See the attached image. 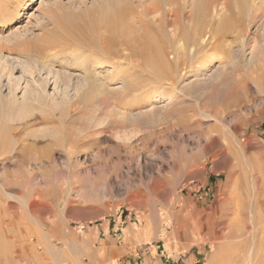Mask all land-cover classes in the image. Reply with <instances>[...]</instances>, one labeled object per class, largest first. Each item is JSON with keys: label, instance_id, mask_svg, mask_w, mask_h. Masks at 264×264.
I'll use <instances>...</instances> for the list:
<instances>
[{"label": "rangeland", "instance_id": "rangeland-1", "mask_svg": "<svg viewBox=\"0 0 264 264\" xmlns=\"http://www.w3.org/2000/svg\"><path fill=\"white\" fill-rule=\"evenodd\" d=\"M103 1L0 0V99L26 115L5 127L18 147L10 126L19 125L30 148L0 157V264H36L34 246L47 257L37 264L116 263L145 247L193 264H264V0H230L215 20L217 48L197 49L195 13L167 48H118L116 79L111 60L93 70V51L77 45L44 58L23 50L47 48L46 38ZM88 71L114 97L79 104ZM32 148L47 157L34 159ZM98 183L104 198L93 196ZM113 225L118 238L108 235Z\"/></svg>", "mask_w": 264, "mask_h": 264}, {"label": "bare ground", "instance_id": "bare-ground-1", "mask_svg": "<svg viewBox=\"0 0 264 264\" xmlns=\"http://www.w3.org/2000/svg\"><path fill=\"white\" fill-rule=\"evenodd\" d=\"M247 1L249 2L248 4H250L251 1L257 3V1H262V0H247ZM186 4L190 5L191 0H154L152 2H148L147 0H139V1L104 0L101 3V5H99L97 8L95 7L93 10H89L85 13H80L77 16V18H72L69 22L66 23L64 31L62 33H59L54 37H49L48 39L46 38L47 41L46 43H48L47 48H26V49L24 48L23 50H28L29 53L32 52L33 50H36L37 56L43 57V55L45 54L49 56L52 54L56 55L60 53L69 52L70 46L77 45L80 48L84 49L85 51L92 50L93 53L95 54V55L93 54L92 61L91 59L85 61L91 66V68H93V70L103 68L104 64H106V62H110L111 60L112 67L114 68L112 79H116L118 75L116 66L122 58L121 50H119L118 48H124V50H130L131 48L132 49L143 48V51L146 55H148L149 49L145 50V48H151V49L167 48L168 35L171 34L173 37H176V35L179 33L181 24H183V22H188V23L191 22L192 18L195 16V15L193 16L194 13L198 16H200L201 14L202 16L201 19L202 26L200 30L203 38L201 39V42L197 44L198 46L197 49L217 48L219 44L217 43L218 44L217 45L216 43H214V41L213 42L211 41L214 38L215 34L217 33L216 31L219 30V26H220V22L216 21L217 22L216 23L215 20L216 17L222 16L223 14L222 11L230 10V0H205L204 5L202 7L199 6L198 8L195 7L194 12L193 9L186 10L185 9V7L187 6ZM5 26L7 28V25ZM78 33H83L86 36L85 35L84 37L82 36V39L80 40L78 37ZM183 35L185 36L184 33ZM183 35L181 34V37L179 38L180 48H187L188 45H185L184 41L182 42V40L186 39L185 42L186 44H188L187 43V41H189L188 35L186 38ZM191 43L193 44V46L195 45L194 42ZM159 52L161 54L162 51ZM31 56H35V55L31 54ZM156 57L159 58L158 51ZM146 59H149V57L147 56ZM156 60L158 61L159 66H163V59H161V57ZM92 63L94 64L92 65ZM138 65L141 66L144 64L139 62ZM91 68L90 70H92ZM156 69H158L159 71V67H157ZM91 72L89 71L86 72L85 74L86 80H83V82L85 81L83 85L87 84L88 86L87 90L78 91V93H81V94H77L78 96L81 95L79 97V101H77L80 102L79 104H81L83 101H86L85 99L90 100V98L92 99L98 96H99L98 98H101L103 102H107L108 100H110V98L114 97L113 96L114 92L112 93L110 89H109L110 91L109 90L107 91L106 87L104 88V86H101L102 83L101 82L99 83V78L94 75L95 73L93 74ZM36 98L37 97L33 98V100H35ZM28 99L30 100V98ZM38 100L39 98L37 99V101ZM27 101L28 100H26V103ZM30 101L28 103H30ZM37 101L35 100L34 102ZM15 102L13 103L7 102L2 98L0 99V129H2L0 130V157H2L3 159H8L9 157H11L10 152L12 151L17 152L18 157H23L30 149L27 148V146H25V144L23 143L19 125L15 126V128H12V126H10V133L12 137L16 140L18 147L17 146L14 147V144L12 145L9 142L8 133H7L8 131H6L8 127L6 128L5 125L7 126V123L11 124L9 122L11 120L15 122L26 118L25 117L26 115H21V116L15 115L14 109H18V107H16L14 104ZM11 106L13 107L12 108L13 115L12 117L9 118L7 116L9 115L8 112ZM26 106L30 107L32 105L26 104ZM77 109L80 110L79 107H77ZM24 122L25 124L28 123V121H24ZM55 144L57 145L58 143L56 142ZM209 147L210 146L207 145V148H205V150L206 151L209 150L208 149ZM218 151L221 154L225 152L224 148H219ZM30 153L33 154V158L36 160H43L47 157L46 148L44 149L32 148L30 150ZM13 156H15V153L12 155V157ZM0 177H1V173H0ZM97 185L100 191L93 193V196H95L96 198L106 197V190L108 189L107 184L98 183ZM26 196H27L26 203L29 205L30 209L34 211V209L37 206L38 199H31L30 193H27ZM153 230L154 228L152 227L146 230V235L144 240L149 241L151 239L149 235ZM47 249L48 248H46V250ZM31 252L32 255L30 254L29 255L32 256L34 261H36V264L37 262L38 263L42 262L45 260V258H47L45 257V255H42L43 253L41 254L35 248V246L33 247ZM249 256L251 259L252 255ZM230 258L232 257H229V259ZM250 259L248 261H250ZM240 263L242 264V262ZM245 264L247 263L245 262Z\"/></svg>", "mask_w": 264, "mask_h": 264}, {"label": "crops", "instance_id": "crops-1", "mask_svg": "<svg viewBox=\"0 0 264 264\" xmlns=\"http://www.w3.org/2000/svg\"><path fill=\"white\" fill-rule=\"evenodd\" d=\"M119 229V228H117ZM111 232H108V235L111 237L116 236L118 238V234L116 232V228L114 225L110 229ZM99 240H101L100 243V249L104 251V253H109L108 248L112 247V242L109 240L107 234L100 233V235L97 237ZM119 244L122 242L119 241ZM194 262L191 260V258H182L181 256L174 257L170 256L169 254L166 255L164 250L157 251L156 253L153 252L151 247H145L143 249H139L137 252V256H134L133 254H127L126 256H121L117 259V262H111L106 261L103 264H193Z\"/></svg>", "mask_w": 264, "mask_h": 264}]
</instances>
